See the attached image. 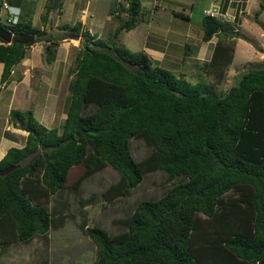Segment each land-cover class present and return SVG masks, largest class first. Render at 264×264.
I'll list each match as a JSON object with an SVG mask.
<instances>
[{"label": "trees", "instance_id": "trees-1", "mask_svg": "<svg viewBox=\"0 0 264 264\" xmlns=\"http://www.w3.org/2000/svg\"><path fill=\"white\" fill-rule=\"evenodd\" d=\"M126 2L128 16L118 29L127 31L134 26L139 2ZM263 7L259 4L254 19ZM223 25L203 15L202 40L223 31ZM0 26L16 39L33 33L34 41L46 42V56L53 58L56 38L29 20L19 16L15 24ZM58 29L82 38L68 70L64 118L59 127L46 128L30 110H8V121L26 136L21 147L7 148L0 158V246L43 236L62 224L64 214L53 206L47 209L44 201L68 189L65 181L73 167H81L70 185L75 190L108 166L118 175L101 192L108 202L129 195L149 171L159 170L167 181L180 180L155 199L137 201L118 218L119 232L110 235L80 221V230L95 246L92 264H264V60L240 73L224 93L213 95L202 81L192 83L153 65L145 52L129 51L116 37L106 42L82 31L80 22ZM218 47L213 58L220 51L221 61H229L232 49L227 54ZM25 53L21 42L0 41V82ZM131 138L150 148L138 161L130 154ZM36 148L38 157L13 167ZM215 216L234 222L223 226V238L197 229L200 219L214 226ZM212 236L220 238L214 248L206 242Z\"/></svg>", "mask_w": 264, "mask_h": 264}, {"label": "rangeland", "instance_id": "rangeland-1", "mask_svg": "<svg viewBox=\"0 0 264 264\" xmlns=\"http://www.w3.org/2000/svg\"><path fill=\"white\" fill-rule=\"evenodd\" d=\"M4 1L7 4L9 3V5H13L16 1L27 4L26 11L21 10L19 13L22 20H29L31 26L37 30L43 29L56 38L55 44L50 48L53 51L52 59H48L44 51L46 42L34 41L32 44L26 45L25 56L18 64L12 67L6 83L2 86L0 85V145L5 144L2 137L9 139V134L14 132L17 136L12 138L15 141L14 143L9 141L10 147H21L24 143V137H17L18 134L22 133L12 129V124L8 121L7 102L10 99L9 95H12L13 99L12 108L22 111L30 110L33 117L38 122L40 121L41 124H44V126L59 127L63 121L67 104V85L71 78L68 70L74 66V59L81 48L82 38L80 34L79 39L73 38L69 33H59L58 27L63 24L71 26L75 21L72 9L74 3L72 0H57L56 8H50L44 20L42 19L45 15L44 11H46V6L50 3V0ZM88 1L87 9L92 14L91 22L88 24V19L82 25L78 21L82 31L94 34L106 42L116 37L115 41L121 43L132 52L140 51L143 46L156 47L159 50L163 49L162 51L166 54L147 51L152 57H150V60L153 65L163 67L177 76L183 75L192 83L198 80L202 81L209 94L219 95L224 93L235 83L240 73L247 68L257 66L256 64L260 61L258 60L260 57L252 55L250 46L258 50L257 47L259 45L264 49V37H259L261 30L264 36V11L263 13L261 11V21L256 23L255 26L249 25L247 27V25H243L241 33L253 40L248 41L239 36L242 41L234 48V52L232 51L233 58L230 57L229 61L224 60L223 62L219 61L221 58H217L216 62L212 60V63L202 64L201 61L196 62L194 59V50L197 45L201 44V18L203 16L201 7H207V0H180L186 10L185 13L188 15L187 18L180 16L179 12L169 16L149 14L151 13L153 1L157 2L159 6H165L167 3L171 4L177 0H139V10L135 17L136 21L133 28L127 31L118 29L120 25L125 23L128 16L126 0H120L121 3L115 0ZM191 1L193 7L189 9ZM259 4H264V0H256L255 10L259 8ZM252 5L253 3L250 1V12L247 11L249 13L248 16H251V11L253 13ZM61 7H65V9H59ZM232 8L236 18L235 20L233 19L234 21L224 25L229 28V31L233 30L232 27H237L235 24L237 20L239 21L243 15L247 14L243 3L242 5L239 2H237V5L232 3ZM65 10L66 12H64ZM239 10L240 13H238ZM149 16L157 17L156 19L160 23L167 21L168 18L170 19V23L165 25L169 27L167 32L171 39L167 44L160 41L162 39L153 38L154 36L146 37V28H148L146 25ZM249 21L251 22V20ZM162 29L165 28L162 27ZM219 32L223 34V31ZM234 34H237V31ZM58 36L60 38H57ZM174 38L178 39V43L175 42L179 44L178 46H174ZM226 39L224 37V41L228 42L224 50L229 54L228 52L233 48L234 40L228 34ZM183 41L187 43L186 47H183L185 45H183ZM129 150L133 159L138 161L149 153L150 148L142 139L131 138ZM80 172V166L73 167L65 181L68 189L62 191L60 196L53 194L47 202L44 201L47 209L53 206L64 214L65 218H63L62 224L49 228L43 236L36 235L26 244H13L8 247H1L0 264H45L48 260L70 264H92L95 259V246L80 230L78 226L80 221L84 220L87 226L96 225L110 235L119 232L122 227L117 222L118 218H123L127 215L137 201L140 199H155L163 193L166 187L180 180L177 177L167 181L164 174L159 170L149 171L143 174L142 180L135 188L130 190L129 195L117 197L108 202L103 200L101 192L110 183L118 179L117 173L108 166L103 167L83 179L77 189L72 190L70 185ZM229 205L231 206L232 204ZM197 218H203V215L198 214ZM216 218L217 216L211 218L215 220L212 222L214 226L200 219L201 221L197 222L199 232H204L203 234H205L206 231H209L208 233L214 234L213 236L220 234V237L223 238L224 231L222 232V230L224 227L234 222L233 220H229V223L224 222V220L219 221L222 219L220 216H218V221ZM222 221L223 223L220 224ZM232 230L234 229H229L228 231L232 232ZM198 239L203 240L202 236L198 237ZM219 239L213 237V240L210 239L206 242L210 247L214 248ZM3 250L5 251L2 252ZM202 251L204 252V249Z\"/></svg>", "mask_w": 264, "mask_h": 264}, {"label": "crops", "instance_id": "crops-1", "mask_svg": "<svg viewBox=\"0 0 264 264\" xmlns=\"http://www.w3.org/2000/svg\"><path fill=\"white\" fill-rule=\"evenodd\" d=\"M16 1V0H15ZM24 2H29V1H31V0H23ZM73 1V6H72V9H73V11H74V16H75V21L73 22V23H75V22H78V21H80L81 23H82V25L85 23V21H87L88 19V24H90V22H91V16H92V14H91V12H89L88 11V7H87V5H89V1L88 0H72ZM116 2H119V3H121V1L120 0H115ZM250 1H252V3H253V5L251 6V9H253V13L256 11L255 10V4H256V0H236V2H239V4L240 5H242V3H243V7H244V10H245V12L247 13V14H245V15H243V17L242 18H240V20L238 21L237 20V22L235 23L236 24V26L237 27H232L233 28V30L232 31H229V28L228 27H226V26H224V32H223V34H221L219 31H217V32H219V33H215V34H213L208 40H202L201 39V44L200 45H197V47H196V49L194 50V59L196 60V62H198V61H201V63L203 64V63H205V64H209V63H211V61L213 60V61H215L216 62V59L217 58H221L222 59V57H220L219 56V53H220V51L218 52V56H217V54H216V56L213 58V53H214V49H215V46H219L220 48H223V47H225V45L228 43V42H226V41H224V37H225V39H226V35L228 34V35H230V38L231 39H233L234 40V44H233V48H232V51L234 52V48L237 46V44H239L240 43V41H242V40H240V38H239V36H241L243 39H246V40H248V41H252L253 39H251L249 36H246L245 34H243V33H241V31L243 30V25L245 24V25H247V27L250 25V26H255L256 25V23H259L261 20H260V16H261V11H262V13H263V11H264V7L260 10V12L258 13V15H257V17H256V19H251V17H253V13H252V11H251V16H248V12H250V9H249V2ZM138 2H140L139 0H138ZM75 3H77V5H75ZM118 3V4H119ZM153 4H152V9H151V13H149L150 15L151 14H155L154 16H156V15H170V14H177L176 12H179L178 14L180 15V16H182V17H188V15H187V13H185L186 12V10L184 9V5H182V2L180 1V0H177V1H175V2H173V3H171V4H169V3H167V5H165V6H159V4L157 3V2H155V1H153L152 2ZM9 4V3H8ZM11 6H15L16 7V9H18L19 10V12L21 11V10H23V11H26V7H28L27 6V4H23V3H21V2H19V1H16L15 3H13V5H11ZM189 6H190V8L189 9H191L192 7H193V4H192V1L190 2V4H189ZM206 6V5H205ZM126 7V6H125ZM203 8H205V7H201V11H202V9ZM59 9H65V7H61V8H59ZM181 10V11H180ZM255 10V11H254ZM83 11V12H82ZM248 11V12H247ZM64 12H66V10L64 11ZM181 12V13H180ZM189 12H190V10H189ZM63 13V12H62ZM81 13H83V14H85V15H83V14H81ZM0 14H2V12H0ZM150 17L149 16V19H148V22H147V25H146V27H148V28H146V30H147V32H146V37H148V36H154L153 38H155V39H157V40H159V39H162V40H160V41H162V42H164L165 44H167L171 39H170V36H169V34H168V29H169V27H167V26H165L166 24H169L170 23V19L168 18V20L167 21H165V22H163V23H160V21L159 20H157L156 18L157 17ZM77 17V18H76ZM77 19V20H76ZM249 20H251V22L249 21ZM72 23V24H73ZM152 24V25H151ZM69 25V24H68ZM162 27L163 28H165V29H162ZM202 28V27H201ZM151 30V31H150ZM237 31V34H234V32H236ZM260 31V30H259ZM263 31H264V29H263ZM170 32V31H169ZM145 37V38H146ZM259 37H264L263 36V33H262V30L259 32ZM227 40V39H226ZM178 39L177 38H174V46L175 45H179V44H177L178 42ZM180 41V40H179ZM175 42H177V43H175ZM186 45L187 43L185 42V41H183V45ZM218 44V45H217ZM184 45V46H185ZM183 46V47H184ZM246 46H248L249 47V45H247L246 44ZM167 47H169V46H167ZM166 47V48H167ZM218 47V48H219ZM258 50L256 49V48H252L251 46H250V51H251V53H252V55H255V56H257V57H260L258 60H260L259 62H258V64H256L257 66L258 65H260L261 63H262V61L264 60V49L261 47V46H259L258 45ZM163 49H161V50H159V49H157L156 47H149V46H143V48L140 50V51H143V52H145L147 55H148V57L150 58L151 56L148 54V52H153V51H155V52H160V53H164L163 51H162ZM223 50V49H222ZM148 51V52H147ZM256 51V52H255ZM258 52V53H257ZM232 53V52H231ZM164 54H166V53H164ZM233 56V53L231 54V57ZM152 58V57H151ZM233 58V57H232ZM221 59H219V61H221ZM160 61V60H159ZM172 63V62H171ZM170 63V64H171ZM1 70H2V64L0 63V74H1ZM10 76V74L8 75V77ZM8 77L7 78H5V80L4 81H2V82H0V85L2 86V85H4L5 83H6V81L8 80ZM10 93H11V90H10ZM9 101L7 102V109L9 110L10 108H12L11 107V104H12V102H13V99H12V95H9ZM39 123H40V121H39ZM41 124V123H40ZM43 126H44V124H42ZM46 127V126H45ZM53 127H55V126H53ZM11 128L12 129H14V130H17V131H20L22 134H18V137L17 138H20V137H24V139H25V136H26V132L25 131H23V130H21V129H17V128H15V127H13L12 125H11ZM46 128H52V127H46ZM13 134H9V139L8 138H6V137H2V140L5 142V144H2V146L0 147V158L3 156V154L5 153V151L7 150V148H9L10 147V144H9V141L10 142H15L14 141V139L12 140V138H15V136H17V134H14V132H12ZM23 139V140H24ZM15 147H20V146H15ZM36 236V235H35ZM35 236H33V237H35ZM32 237V238H33ZM31 238V239H32ZM30 239V240H31ZM30 240H28V241H26V242H19V243H14V242H11V243H9V244H7L6 246H0V248L1 247H8V246H10V245H13V244H26V243H28ZM5 250H3L2 252H4ZM4 254V253H3ZM94 261V260H93ZM47 262H51V261H47ZM54 262V261H53ZM56 262V261H55Z\"/></svg>", "mask_w": 264, "mask_h": 264}, {"label": "built area", "instance_id": "built-area-1", "mask_svg": "<svg viewBox=\"0 0 264 264\" xmlns=\"http://www.w3.org/2000/svg\"><path fill=\"white\" fill-rule=\"evenodd\" d=\"M207 1V7L203 8L201 11L202 15L212 17L220 23H230V21L235 20L236 15L234 17L232 3H235L237 5L236 0ZM0 12H2V14H0V22L4 26H11L18 20V15L11 12V6L4 0H0ZM238 13H240V10L238 11Z\"/></svg>", "mask_w": 264, "mask_h": 264}, {"label": "water", "instance_id": "water-1", "mask_svg": "<svg viewBox=\"0 0 264 264\" xmlns=\"http://www.w3.org/2000/svg\"><path fill=\"white\" fill-rule=\"evenodd\" d=\"M57 6V0H53L52 2V9L56 8ZM61 34H65V32H60ZM73 38H79V35H70ZM0 41H2L3 43H10L12 41H16V42H21L25 45H30L34 42V34L33 33H29V34H22L19 35V37L16 39L14 34L8 30L5 29L3 27L0 26ZM40 154V148H36L32 151L27 152L23 157H21L20 159H18L14 164L13 167H23L26 166L28 163H30L34 158L38 157Z\"/></svg>", "mask_w": 264, "mask_h": 264}, {"label": "clouds", "instance_id": "clouds-1", "mask_svg": "<svg viewBox=\"0 0 264 264\" xmlns=\"http://www.w3.org/2000/svg\"><path fill=\"white\" fill-rule=\"evenodd\" d=\"M11 6V5H10ZM11 12L12 13H14V14H16V15H18V17H19V10L18 9H16V7L15 6H11Z\"/></svg>", "mask_w": 264, "mask_h": 264}]
</instances>
